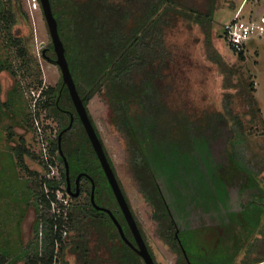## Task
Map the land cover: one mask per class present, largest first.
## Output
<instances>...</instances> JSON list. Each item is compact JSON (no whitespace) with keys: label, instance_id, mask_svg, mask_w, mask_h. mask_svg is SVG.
Returning <instances> with one entry per match:
<instances>
[{"label":"rangeland","instance_id":"1","mask_svg":"<svg viewBox=\"0 0 264 264\" xmlns=\"http://www.w3.org/2000/svg\"><path fill=\"white\" fill-rule=\"evenodd\" d=\"M13 5L16 22L0 29V64L7 65L0 70V264H34L31 259L44 246L40 200L32 188L35 177L18 164L13 148L24 138L37 155L26 157L30 169L62 177L65 163L59 151L52 150L60 124L37 99L43 87L58 85L63 74L47 58L52 37L41 1L13 0ZM216 5L207 26L181 17L167 37L173 52L166 80L173 88L169 104L189 121L185 131L195 146L193 155L176 148L161 155L148 136L139 135L178 231H184L183 242L198 264L209 258L231 261L247 224L252 233L248 249L236 257L264 255V0H216ZM237 15L242 27H248L244 57L231 48L225 32ZM17 37L28 50V65L11 42ZM135 106L139 104L131 106L134 126L145 131L143 110L139 107L136 113ZM88 109L155 260L176 264L178 254L159 234L152 206L131 172L126 138L111 121L107 101L97 93ZM214 115L225 120L221 127V120L212 122ZM66 187L62 183L56 192L52 213L60 211L61 203L67 211L87 199V190L76 200ZM65 229L67 241L55 264H78L69 247L72 229Z\"/></svg>","mask_w":264,"mask_h":264},{"label":"trees","instance_id":"2","mask_svg":"<svg viewBox=\"0 0 264 264\" xmlns=\"http://www.w3.org/2000/svg\"><path fill=\"white\" fill-rule=\"evenodd\" d=\"M50 1L58 21L66 57L84 104L88 108L89 101L97 93L107 101L111 121L126 138L131 172L152 206V216L159 223L160 236L178 254L176 264H198V259H193L183 242L184 231H178L177 223L139 135L141 132L143 138L148 136L155 146L154 151L161 155L163 153L166 156L165 151L168 148H176L181 154L193 155L195 146L185 131L189 121L169 104V91L173 88L166 80L170 76L173 52L168 46L167 37L181 17L207 26L217 8L216 0ZM15 22L13 0H0V29L12 28ZM11 42L16 45L23 63L30 64L29 55L25 57V54L29 53L23 40L17 37ZM46 52L47 58L56 62L57 54L53 41ZM239 55L244 57V52ZM5 66L7 65L0 64V70L6 68ZM37 101L38 105L46 108L48 114L59 122L58 133L64 131L61 144L69 162L71 178L74 181L79 173H83L85 175H82V182L86 181L88 185L85 187L81 184V193L87 190L85 201L73 203L67 211L61 203L60 211L52 213V203L58 201L56 192L62 183L66 184V170L60 179L42 176L30 169L26 162L27 156L36 158L37 155L26 146L24 138L20 146L13 148L18 164L35 177L32 188L40 200L38 223L44 227V246L42 252L31 259L33 263L55 264L61 260L58 254L64 249L67 241L63 233L66 227H70L72 238L69 240V247L78 264H146L144 258L122 238L110 214L96 208L92 203L93 181L96 203L114 212L129 240L137 245L64 80L61 79L56 86L43 87ZM132 104H139L135 106L136 113L139 112V107L143 110L141 126L145 131L137 130L134 126L135 121L131 116ZM136 116L138 117V114ZM90 118L101 139L91 115ZM216 118L221 120L219 116L214 115L212 122ZM223 122L225 120L218 121L217 127H221ZM58 139L59 136L53 141L52 150L59 151L58 157L63 160ZM105 151L107 153L106 149ZM108 158L116 172L109 155ZM119 183L132 209L120 180ZM77 197L74 196L76 200ZM133 214L144 236L134 211ZM249 227L251 229L247 224L246 231L243 230L237 238L240 239L239 249L234 258L231 257V261L223 259L218 263L209 258L204 264L264 262V255H252L243 259L236 257L248 249L252 234ZM115 234L117 239H114ZM144 239L155 260L145 236ZM0 261L4 262V259L0 257ZM155 262L159 264L156 260Z\"/></svg>","mask_w":264,"mask_h":264},{"label":"water","instance_id":"3","mask_svg":"<svg viewBox=\"0 0 264 264\" xmlns=\"http://www.w3.org/2000/svg\"><path fill=\"white\" fill-rule=\"evenodd\" d=\"M41 1V5L50 29V33H51V37H52V41L54 44V48L57 54V58L55 59L56 63L59 65V67L61 68L62 74H63V80L65 82V84L68 87L69 93L71 95V98L74 102V105L76 107L77 113L80 116L84 127L87 131V134L93 144V147L98 155V158L100 160V163L104 169V172L108 178V181L111 185V188L117 198V201L125 215L126 221L129 224L137 245H134L129 238L127 237L124 227L123 225L120 223V221L118 220V218L116 217V215L114 214V212L107 208V207H103L100 206L96 203L95 201V183L92 181V191H91V200L92 203L95 205L96 208L98 209H102L107 211L111 218L113 219L114 223L116 224V226L119 229V232L122 236V238L129 244L131 245V247H133L139 255H141L146 264H156L147 244L146 241L144 239V236L142 235V232L138 226V223L134 217L133 211L130 207V204L123 192V189L119 183L118 177L116 172L114 171L111 162L108 158V155L105 151L104 145L98 135V132L90 118L89 112H88V108L86 107V105L83 102L82 97L79 94V91L77 89V85L76 82L74 80V77L72 75L67 57H66V53H65V46H64V42L61 39L60 33H59V28H58V21L53 13V9H52V4L50 0H40ZM45 52V51H44ZM72 125V122L70 124V126ZM64 131H61L59 134V150H60V154L63 156V159L65 161V165H66V173L69 179V184H68V189H71V182H70V167H69V162L67 157L65 156L63 149H62V144H61V140H62V134ZM83 175V173L79 174L77 179H76V190L72 191V195L73 196H79L80 192H81V186H80V178Z\"/></svg>","mask_w":264,"mask_h":264},{"label":"built area","instance_id":"4","mask_svg":"<svg viewBox=\"0 0 264 264\" xmlns=\"http://www.w3.org/2000/svg\"><path fill=\"white\" fill-rule=\"evenodd\" d=\"M238 16L225 25V32L227 33L231 48L240 53L246 50V32H248V27H242V24L238 21Z\"/></svg>","mask_w":264,"mask_h":264},{"label":"flooded vegetation","instance_id":"5","mask_svg":"<svg viewBox=\"0 0 264 264\" xmlns=\"http://www.w3.org/2000/svg\"><path fill=\"white\" fill-rule=\"evenodd\" d=\"M64 160V159H63ZM64 163H65V161H64ZM65 170H66V165H65ZM79 174H81V173H79ZM78 174V175H79ZM78 175L75 177V179H74V181H73V179L71 178V176H70V182H71V189L69 190L68 189V184H69V179H68V176H67V173H66V177H67V180H66V184H67V189H68V193H70L71 195H72V191H75L76 190V179H77V177H78ZM83 175H85V174H83ZM82 176H81V178H80V186H81V184H82ZM92 181V180H91ZM81 193V192H80ZM75 197H77V196H75Z\"/></svg>","mask_w":264,"mask_h":264}]
</instances>
